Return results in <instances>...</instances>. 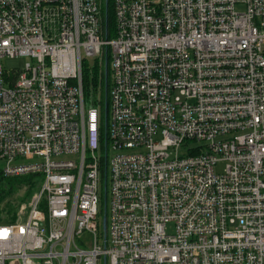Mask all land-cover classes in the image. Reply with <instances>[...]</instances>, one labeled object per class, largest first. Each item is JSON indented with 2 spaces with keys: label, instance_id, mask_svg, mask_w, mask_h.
I'll list each match as a JSON object with an SVG mask.
<instances>
[{
  "label": "built area",
  "instance_id": "built-area-1",
  "mask_svg": "<svg viewBox=\"0 0 264 264\" xmlns=\"http://www.w3.org/2000/svg\"><path fill=\"white\" fill-rule=\"evenodd\" d=\"M0 162V264H264V0H0Z\"/></svg>",
  "mask_w": 264,
  "mask_h": 264
},
{
  "label": "rangeland",
  "instance_id": "rangeland-1",
  "mask_svg": "<svg viewBox=\"0 0 264 264\" xmlns=\"http://www.w3.org/2000/svg\"><path fill=\"white\" fill-rule=\"evenodd\" d=\"M104 5H106V0H104ZM106 7V6H105ZM109 9L111 10L112 14V3H110ZM239 10H242V7H238ZM106 10V9H105ZM114 20V19H113ZM114 25V21H113ZM114 28V26H113ZM111 29V32H114V29ZM30 61L29 58L27 57H18V58H6L4 59L3 65L5 67V70L7 71H19L23 69ZM83 77H84V83L86 87V96H87V101L88 103L92 104H101L103 106V121L104 123L106 122V113L104 110V104H103V97L104 94L106 95V98L109 96V86H110V72L108 69V62L103 61L102 64L98 62L96 58H87L84 60L83 64ZM107 102V99L105 100V103ZM90 103V104H91ZM204 142H195L189 145L190 148L194 147H201L204 146ZM189 147H181L179 149V153L182 154H187L188 148ZM103 157L105 158L106 156V145L103 143V150L101 152ZM110 156V152L108 153ZM107 154V155H108ZM3 163L0 162V166ZM224 163H219L216 166V171L217 173H221L224 169ZM28 179L30 177L24 176L20 177L18 179H10L9 182L12 184H15L16 186L12 190V192L8 195H4L0 199V206L6 209H1L0 214H1V219L3 218L5 211L8 213V216L6 217V221L4 224L8 223V221L14 220V214L16 212V208L23 202L28 201V199L31 197L33 192L38 189V185L41 184L40 182L42 181V177L39 178V181H37V184H31ZM10 184V183H9ZM24 187H28L29 191L24 192ZM8 199V200H7ZM109 195L108 192L105 194V191L103 192V209L105 208V200L107 201V205H109ZM0 207V208H1ZM101 264H104L102 261Z\"/></svg>",
  "mask_w": 264,
  "mask_h": 264
},
{
  "label": "trees",
  "instance_id": "trees-1",
  "mask_svg": "<svg viewBox=\"0 0 264 264\" xmlns=\"http://www.w3.org/2000/svg\"><path fill=\"white\" fill-rule=\"evenodd\" d=\"M109 7H110V4H109ZM114 19V16L111 12L110 9H108V28H109V31H110V35H112L113 32H111V29L113 28V20ZM114 29V28H113ZM83 85H84V95H85V100L86 102L88 103L89 101H87V96H86V87H85V83L83 81ZM106 95L104 94V97H103V104H105V100H106ZM91 103V102H90ZM88 103V104H90ZM10 179H18V178H9V177H5L3 175H0V180H1V189H0V199L4 196V195H9L12 190L14 189V187L16 186L15 184H12L10 181ZM10 183V184H9Z\"/></svg>",
  "mask_w": 264,
  "mask_h": 264
},
{
  "label": "water",
  "instance_id": "water-1",
  "mask_svg": "<svg viewBox=\"0 0 264 264\" xmlns=\"http://www.w3.org/2000/svg\"><path fill=\"white\" fill-rule=\"evenodd\" d=\"M103 226H104V229L106 230V228H107V216H106V212H105V216L103 218Z\"/></svg>",
  "mask_w": 264,
  "mask_h": 264
}]
</instances>
